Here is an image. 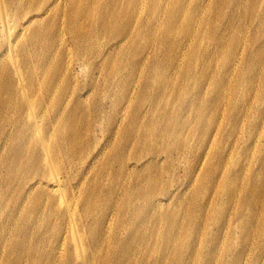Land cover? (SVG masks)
<instances>
[{"label":"rangeland","instance_id":"obj_1","mask_svg":"<svg viewBox=\"0 0 264 264\" xmlns=\"http://www.w3.org/2000/svg\"><path fill=\"white\" fill-rule=\"evenodd\" d=\"M123 4L136 38L120 54L108 48L115 30L103 35L86 17L87 40L47 51L60 77L55 91L41 85L33 108L61 143L57 170L72 201L74 188L77 221L80 210L88 232L99 227L103 264H264V0ZM63 9L53 31L64 30ZM9 105L0 104V264H45L67 217L52 214L27 167L10 174L11 146L15 155L35 139L16 134ZM139 141L149 152L135 161Z\"/></svg>","mask_w":264,"mask_h":264},{"label":"bare ground","instance_id":"obj_2","mask_svg":"<svg viewBox=\"0 0 264 264\" xmlns=\"http://www.w3.org/2000/svg\"><path fill=\"white\" fill-rule=\"evenodd\" d=\"M59 1L0 0V104L12 105L13 111L20 117L18 124L16 121V134L19 136L24 131L23 134H28L26 140H29L31 135L35 139H31V143L25 141L18 144L16 148H20L15 152L16 156L14 146H11L14 160L9 170L11 174L19 170L20 164L21 168L27 167L33 174L32 179L39 184H45L41 190L47 196V204L53 211L52 214L56 217L59 215L62 221H65V215L67 217L65 224L67 223L68 226L65 227V235L58 237L56 246L46 252L45 264H103L100 257L102 243L98 244V241L102 240L99 227H89L88 232L85 228L86 221H82L83 213L80 210L78 211L79 221H77L73 205L77 207L78 199L74 195V188H70L73 194L72 201L64 194V183L69 179L68 173L63 177L57 170L55 157L61 152V143L57 139L55 141L47 129L36 124L33 108L35 103H40L43 97L38 92L41 85L54 91L57 88L60 72L54 65L55 56L47 54L52 45L62 40L63 43L79 46L88 38V32L84 30L82 21L90 17L91 28L101 26L103 35H108L111 30H115V35L108 40V48H118L120 53L124 43L132 42L137 36L134 34L136 29L133 27L135 20L123 14L125 10L123 2L126 1L132 8L135 6V0H65L67 10L59 5ZM59 8L64 11L60 13V18L62 20L64 18L62 24L64 30L53 31L49 27L58 21V13L61 11ZM96 11V15L93 16L92 14ZM96 18L97 21H95ZM67 50L68 52L64 49L61 51L70 56L69 49ZM96 55L98 60L102 58L105 60L110 56L104 51ZM62 56L65 55L61 54L56 59ZM115 57L117 55L110 57L107 62ZM103 60L100 61L103 63ZM24 116L28 119L22 122ZM27 122L29 130H22V127L26 128ZM50 122L53 123L52 120ZM44 137L45 140L49 138L45 141ZM26 144L27 149H25ZM136 146L133 147L130 156L132 160L138 161V157L135 156L139 155L138 149L144 152L145 149L140 146V141ZM146 151L149 152V149L146 148ZM25 197L28 198L29 195L26 194ZM79 203L81 206H88V201L82 200ZM81 230L86 236L80 232ZM68 233L71 241H68ZM69 246H72L75 251L72 260L67 256L68 254H64L65 247L69 249ZM69 255H71L70 252Z\"/></svg>","mask_w":264,"mask_h":264}]
</instances>
